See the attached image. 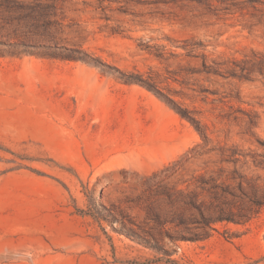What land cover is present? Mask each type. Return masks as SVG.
Instances as JSON below:
<instances>
[{"label": "rangeland", "instance_id": "obj_1", "mask_svg": "<svg viewBox=\"0 0 264 264\" xmlns=\"http://www.w3.org/2000/svg\"><path fill=\"white\" fill-rule=\"evenodd\" d=\"M254 193L264 0H0V264H264Z\"/></svg>", "mask_w": 264, "mask_h": 264}, {"label": "trees", "instance_id": "obj_2", "mask_svg": "<svg viewBox=\"0 0 264 264\" xmlns=\"http://www.w3.org/2000/svg\"><path fill=\"white\" fill-rule=\"evenodd\" d=\"M262 196L263 195L258 196V195H256V193H254V195L251 197V201L254 204L258 205V206H262L264 204L259 202V200L261 198H263ZM249 219L250 218H247V219H237V218H234V217H230L228 215H219L216 219L210 221V223H216V222H228L229 223V222H233L235 224H244L247 221H249Z\"/></svg>", "mask_w": 264, "mask_h": 264}]
</instances>
